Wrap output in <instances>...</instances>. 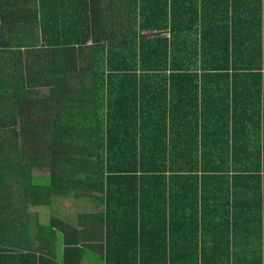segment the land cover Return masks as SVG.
<instances>
[{"label": "crops", "instance_id": "crops-1", "mask_svg": "<svg viewBox=\"0 0 264 264\" xmlns=\"http://www.w3.org/2000/svg\"><path fill=\"white\" fill-rule=\"evenodd\" d=\"M41 6L0 0L5 121L21 137L8 164L38 185L73 175L38 204L6 196L0 264H264V0H102L99 40L87 32L60 76ZM121 104L147 163L131 178L108 175Z\"/></svg>", "mask_w": 264, "mask_h": 264}, {"label": "trees", "instance_id": "trees-1", "mask_svg": "<svg viewBox=\"0 0 264 264\" xmlns=\"http://www.w3.org/2000/svg\"><path fill=\"white\" fill-rule=\"evenodd\" d=\"M40 1L42 4L40 13L41 18L38 20V23L42 36L48 43H53L58 46L54 51V54L50 56L49 65L54 69L53 75H65V73H60L63 71L60 70V66L64 70L69 68L71 57L73 58V54L75 53V46L85 44L90 40V36L86 35L87 32H92L94 37L98 36V40L100 38L102 0ZM7 16L9 18L11 13ZM35 18L36 17L26 19L30 22L28 23L25 21V18L22 17V24L30 25ZM3 25L5 26L8 24ZM22 27V31L18 34L20 35L19 38L26 37V39H28V41L24 42L26 44L34 42L37 36L33 35L32 32L27 31L26 26ZM57 27L59 28L57 29ZM11 42L15 41H3V43L9 47H12L13 45ZM33 46V44L29 45V47ZM18 53L20 54V52ZM92 58L95 59V62L97 61V58L99 59L98 49H95ZM73 64L74 63H72V65ZM91 66L97 68L95 64H91ZM4 75H6V72L0 70V210H2L3 207L14 206L13 204H8V198L6 196L9 194H17L22 205H26L29 202L32 204H38L39 199L49 198L53 189H63L62 182L65 178L67 179V177L73 175V173L68 172L67 170L55 169L53 170L54 176L52 175L51 178L45 177L41 179L39 182L41 185H38L30 176L32 172L31 170L19 164L15 166H10L8 164V162L12 160L14 150L19 147L21 137L15 129L12 130V128H10L8 121H5V114H7V116L11 114L12 106L6 105L5 103V97L8 98L9 95L5 93V87L7 84L1 78ZM224 76L226 75H220V77ZM92 77L98 79L100 78V75L95 73L92 74ZM6 109L7 113L5 111ZM119 112L122 115L114 114L117 134L113 135L116 140H114L113 137L110 138V141L113 140V143L109 144L110 166L108 169V175L111 178H131L134 173H138L139 168L142 170V167L147 166V163L145 154L143 153L144 151L139 150L136 147L134 149L132 148V145L136 143V139L133 140L131 135V124L134 117L132 107L128 111H125L122 109L121 104ZM126 112L128 113L126 114ZM222 124L221 129H227L228 124ZM193 126H196L195 122H193ZM62 138L63 137H51V139L57 142H60ZM65 138L66 137H64V140ZM78 140L94 144L100 140V136L78 137ZM114 144H116V146H114ZM192 154L193 153L191 152L188 153L189 157H192ZM166 158L167 155L164 157L163 150L156 153L157 168L156 170L154 169V171H156L155 173L160 174V172H162ZM172 162L173 161L170 160V163ZM97 172L96 176H93L92 174L90 176L92 184L96 186V188L93 189L100 188L101 176H103V174L101 175V170H97Z\"/></svg>", "mask_w": 264, "mask_h": 264}, {"label": "rangeland", "instance_id": "rangeland-1", "mask_svg": "<svg viewBox=\"0 0 264 264\" xmlns=\"http://www.w3.org/2000/svg\"><path fill=\"white\" fill-rule=\"evenodd\" d=\"M42 144V143H41Z\"/></svg>", "mask_w": 264, "mask_h": 264}]
</instances>
